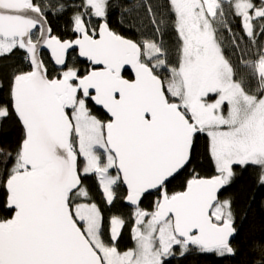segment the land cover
Returning <instances> with one entry per match:
<instances>
[{
    "label": "snow or ice",
    "instance_id": "1",
    "mask_svg": "<svg viewBox=\"0 0 264 264\" xmlns=\"http://www.w3.org/2000/svg\"><path fill=\"white\" fill-rule=\"evenodd\" d=\"M258 194L264 0H0V264H264Z\"/></svg>",
    "mask_w": 264,
    "mask_h": 264
},
{
    "label": "trees",
    "instance_id": "2",
    "mask_svg": "<svg viewBox=\"0 0 264 264\" xmlns=\"http://www.w3.org/2000/svg\"><path fill=\"white\" fill-rule=\"evenodd\" d=\"M133 3H138V0H132ZM135 13L130 14L127 17L121 16L119 13L114 14L111 17L112 26L116 28L118 31H121L125 35H131L132 33L129 31L130 28H132L135 24V21L133 20V16ZM234 24H236V31H239V25L236 21H234ZM226 45L228 44V41H225ZM245 177H247V174H245ZM252 191H257L255 186H251ZM261 199H264V195H257V202H259ZM257 219L260 215L259 211L256 210ZM130 246V245H129ZM167 264H236L235 260H229L224 259L218 256H215L214 254H204V255H196V254H189L183 258H172L170 261L167 262Z\"/></svg>",
    "mask_w": 264,
    "mask_h": 264
}]
</instances>
